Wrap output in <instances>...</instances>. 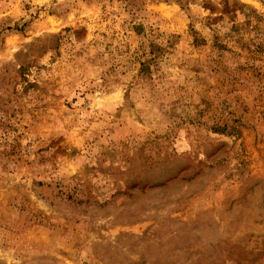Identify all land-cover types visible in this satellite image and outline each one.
<instances>
[{"label":"rangeland","instance_id":"1","mask_svg":"<svg viewBox=\"0 0 264 264\" xmlns=\"http://www.w3.org/2000/svg\"><path fill=\"white\" fill-rule=\"evenodd\" d=\"M0 264H264V0H0Z\"/></svg>","mask_w":264,"mask_h":264}]
</instances>
